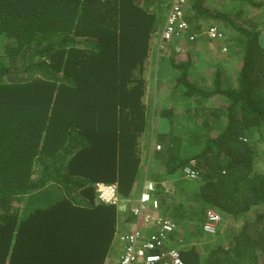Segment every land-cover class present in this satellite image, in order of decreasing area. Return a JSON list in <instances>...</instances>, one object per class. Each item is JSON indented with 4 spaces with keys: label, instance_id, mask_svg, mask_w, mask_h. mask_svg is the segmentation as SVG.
<instances>
[{
    "label": "trees",
    "instance_id": "1",
    "mask_svg": "<svg viewBox=\"0 0 264 264\" xmlns=\"http://www.w3.org/2000/svg\"><path fill=\"white\" fill-rule=\"evenodd\" d=\"M238 1L235 16L186 0V35H221L187 36L175 60L151 46L164 0H0V264H104L117 209L96 183L130 198L134 178L182 225L166 245L186 264H264V0ZM207 42L237 66L204 60ZM151 82L160 112L144 100ZM207 208L221 230H203Z\"/></svg>",
    "mask_w": 264,
    "mask_h": 264
},
{
    "label": "built area",
    "instance_id": "2",
    "mask_svg": "<svg viewBox=\"0 0 264 264\" xmlns=\"http://www.w3.org/2000/svg\"><path fill=\"white\" fill-rule=\"evenodd\" d=\"M169 2L171 6L167 21L170 24H165L160 33L161 38L166 42H169L173 36L176 38L182 36L188 29L187 23L181 18L183 15L181 7L185 0H169ZM204 31L213 39L221 35L216 24L206 27ZM189 170V168L184 169L187 175L193 176L194 174ZM98 189L100 197L115 201L116 184L101 183ZM153 189L151 182L141 187L139 196L131 207L137 223L130 231L118 234L122 251L117 264H185L177 246L166 245L170 231L176 228V224L168 215L160 212V202L153 195L154 193L152 194ZM221 220L219 212L207 208L202 228L207 233H214ZM138 224L144 227L143 231L138 228Z\"/></svg>",
    "mask_w": 264,
    "mask_h": 264
},
{
    "label": "rangeland",
    "instance_id": "3",
    "mask_svg": "<svg viewBox=\"0 0 264 264\" xmlns=\"http://www.w3.org/2000/svg\"><path fill=\"white\" fill-rule=\"evenodd\" d=\"M238 1V0H237ZM239 2V1H238ZM240 3V2H239ZM235 5H237L236 3H235V1L234 0H222V6H221V9H222V7H224L226 10H228L229 12H234L233 11V9L234 8H236L237 6H235ZM167 6H168V1L167 0H164V3H163V5H162V7H161V9H160V11H159V15H160V17H163V23L160 25V27H159V30H158V37H159V33H160V30H161V28H162V26H163V24H164V21H165V17H166V12H167ZM242 9V8H241ZM247 9V8H246ZM251 9V11H250V13L248 14L249 15V17L251 18L253 15H255V14H258L259 13V11H260V9L258 8V9H253V8H250ZM236 14V11H235V13H234V15ZM236 16V15H235ZM237 18V20H238V18H239V16H237L236 17ZM260 19H262V20H264V12H261V14H260ZM203 33L205 32V31H202ZM177 40V39H176ZM175 39L174 40H172L170 43H167V44H164L162 47L161 46H159V42H158V38L157 39H155L154 38V40H153V42H152V44H151V46H152V48L155 50V51H160L161 49H165V50H167V49H169L170 47H172L173 46V44L174 43H176L175 41H176ZM172 43V44H171ZM203 44V46H201V45H199L198 47H199V49L201 50L200 52H201V54H200V56L205 60V59H207L206 61H208V62H213V63H215V62H218V61H220L221 63H223L222 64V68H226V70L227 71H229V69H233L234 67H236L237 66V60H239V58H234V59H232V58H230V56L229 55H227V52L224 54V53H222V52H224V47L222 48V52L219 50V46H220V44H214V43H212V42H210V43H202ZM212 44V45H211ZM214 46V47H213ZM179 57H181L180 55L178 56V58ZM196 60V59H195ZM230 60H232V61H230ZM210 70V69H209ZM208 70V71H209ZM146 76H147V78L148 79H150V73H151V66L148 64V65H145V71L143 72ZM157 97H159L160 99L161 98H163V97H161V95L159 94V93H157L156 92V90H155V88H154V84L151 82V83H148V85H147V90H146V92H145V95H144V100H145V102H146V104L147 105H149V106H151L152 108H155V110H156V112H160L162 109H164V108H166V107H163L162 108V106L159 104V100H157ZM170 106H172L171 104H170ZM162 108V109H161ZM167 114H165L166 115V117L167 118H161L159 115H158V113H157V119H156V121L155 122H150V124H154V126H153V129H155V131L156 130H160V126L162 125V123H164V122H166L167 121V119H168V121H170V116H167V115H170V112H169V110L170 109H172V107H167ZM152 110V109H151ZM165 119H166V121H165ZM151 141H154L153 139L151 140ZM155 142V141H154ZM153 143V142H152ZM150 152V151H149ZM263 165H264V163H263ZM135 180H133V183H132V185L130 186V189H133L134 191L132 192V194H133V198H137L138 196H139V193H140V189H141V187H140V184H141V180H139V183H138V178L136 179V178H134ZM166 198H167V201L168 202H173V203H175V202H179L180 201V197H178V194H177V192L176 191H171V193H168V194H166ZM188 203H190V200H187V201H185V204H188ZM134 204V202L133 201H131V202H129V203H127L126 201H120L119 202V206H118V210H117V229L115 230V232H114V237H113V240H112V242H111V244H110V250H109V252H108V254H107V257H108V255L110 254V253H113V252H115V251H118V256H119V253H120V243H119V240H118V232L119 233H121V232H123V231H126L127 230V227H129L130 225H123L122 226V223H124L125 221L123 220V218H121V214H123V212L125 211V208H126V206H132ZM263 208V206H259V207H257L258 209H260V208ZM117 209V208H116ZM128 211V210H127ZM129 212V211H128ZM118 216H119V218H121L122 219V221H118ZM243 221V218L241 217V218H238V219H236V220H234L233 222H232V224L235 226V225H239V224H241V222ZM226 224V223H225ZM225 224L224 225H218V228H219V230H221V228H223L224 226H225ZM114 228H115V224H114ZM205 233H207V232H205ZM107 257H106V259H105V262H104V264H109V262H110V258H109V261H107L106 262V260H107Z\"/></svg>",
    "mask_w": 264,
    "mask_h": 264
},
{
    "label": "clouds",
    "instance_id": "4",
    "mask_svg": "<svg viewBox=\"0 0 264 264\" xmlns=\"http://www.w3.org/2000/svg\"><path fill=\"white\" fill-rule=\"evenodd\" d=\"M168 1V6H167V12H166V17H165V21H164V23L166 24V25H168V24H170V22L169 21H167V14H168V11H169V9H170V2H169V0H167ZM235 1V3L237 4V7L236 8H234L233 9V11H238L239 9H241V8H247L248 9V7L246 6V4H241V3H239L237 0H234ZM185 2H186V0H185ZM185 4V3H184ZM184 4L182 5V7H181V9H182V11H183V15H182V20H185V22L187 23V30H185L184 32H183V34H182V36H180V37H177L176 39V43H174L173 44V48L175 49V51L177 52V53H179L180 54V56H181V54H182V52L185 50V38L188 36V40L189 41H192L197 35H199V34H203V35H207L208 36V34L207 33H203L202 31H204V30H206V28H204L202 31H200V33H197V32H194L192 29H191V31H190V33L189 34H187L186 35V32L187 31H189L190 30V28H189V24H188V22H187V20L186 19H188L187 17L189 16V14H190V12L191 11H188V10H184ZM245 8V9H246ZM165 24H164V26H165ZM164 26H163V28H164ZM163 28H162V30H163ZM162 32V31H161ZM161 35V34H160ZM190 36H192V37H190ZM159 46H163L164 44H167V43H169L168 41L166 42V41H164V39H162L161 38V36H159ZM110 184H116V191H115V193H114V195H115V197H116V199H115V201H109V200H106V198L105 197H100V195H99V193H100V190L98 189L99 188V186L101 185V182H98V183H96V198H97V200L99 201V202H103V203H107V204H114L115 206H116V208H117V210H118V206H119V202L120 201H126L127 203H129V202H131V201H133L134 203L136 202V200H137V198H133V195H132V197H130V198H123V197H121L120 196V194H119V191L117 190V187H118V184H117V182H112V183H110ZM155 188L153 189V191H152V194L153 195H155ZM155 197L157 198V196L155 195ZM159 199V198H158ZM159 202H160V200H159ZM160 204V203H159ZM133 206V205H132ZM132 206H126V208H125V211L123 212V214H121V216L122 215H125L126 214V212H127V210L130 212V213H132L131 212V207ZM132 215H133V213H132ZM169 216V215H168ZM172 220H173V222H174V219L171 217V216H169ZM132 222V223H131ZM130 223V224H129ZM137 222H136V220H135V216H134V219L132 220V221H125L124 223H122V226L123 225H130L129 227H127V230L126 231H123V232H121V233H124V232H128V231H130L134 226H135V224H136ZM175 224H176V228H173L171 231H170V233H172L173 231H179V229H181V227H182V225L181 224H179L178 222H174ZM226 223V221L225 220H221V222H220V224L219 225H224ZM138 226V228H140L142 231L144 230V227H142L141 225H137ZM116 229H117V226H116ZM219 230V228L217 229V231ZM216 231V232H217ZM118 234H120L119 232H118ZM121 251H122V247H121ZM183 260V259H182ZM186 264V263H185Z\"/></svg>",
    "mask_w": 264,
    "mask_h": 264
},
{
    "label": "crops",
    "instance_id": "5",
    "mask_svg": "<svg viewBox=\"0 0 264 264\" xmlns=\"http://www.w3.org/2000/svg\"><path fill=\"white\" fill-rule=\"evenodd\" d=\"M235 6H237V5H235ZM231 14H234L235 13V11L234 12H230ZM165 24V23H164ZM164 24H163V26H164ZM163 26H162V28H163ZM176 40V37L175 36H173L172 38H171V40H170V42L172 41V40ZM158 40H159V38H158ZM159 42V41H158ZM169 42V43H170ZM176 42V41H175ZM172 44V43H171ZM170 49V55H172L173 56V58L176 60L177 58H178V56L180 55L179 53H177L176 51H175V49L173 48V47H170L169 48ZM169 49H167V50H169ZM163 52H166V50L165 49H161L160 50V54H162ZM134 190L132 189L131 191L129 190V192H128V194L129 193H131V192H133ZM130 221H132V220H130ZM132 223V222H131ZM130 224V223H129ZM116 226H117V223H116ZM171 243H169L168 244V246L170 245ZM121 246V245H120ZM173 245H171V246H169V247H172ZM120 250H121V247H120ZM117 252V254H115L114 256H113V258L114 259H112V264H116L117 262H118V259H119V256H120V253H121V251H120V253H119V256H118V251H116ZM111 257V256H110Z\"/></svg>",
    "mask_w": 264,
    "mask_h": 264
}]
</instances>
